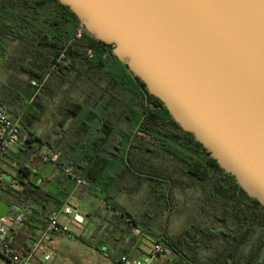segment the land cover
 <instances>
[{"label": "trees", "instance_id": "obj_1", "mask_svg": "<svg viewBox=\"0 0 264 264\" xmlns=\"http://www.w3.org/2000/svg\"><path fill=\"white\" fill-rule=\"evenodd\" d=\"M79 26L77 16L57 0H0V56L20 57L16 79L31 95L28 106L16 109L15 118L10 116L14 120L20 119L21 134L26 137V141L17 148L34 157L44 144L51 147L49 141L37 136L35 126L47 110L48 102H54L55 88L64 84L70 85V91L65 93L66 102L61 108L69 107L72 115L79 117L88 114L95 123L99 122L95 119H101L93 128L88 143L75 142L54 132L62 149H51L61 154L56 171L64 180L52 181L53 189L44 192L32 182L26 164L22 163L19 174L13 177L14 182L0 178V198L6 197L19 208L37 211L33 204H37L44 194L48 198L46 201L51 203L50 210L45 211L47 222L49 215L58 211L74 192L75 179H82L85 183L76 189V198L82 200L87 189L101 205L113 211L112 224L127 233L132 242L137 240L131 235L132 227L151 238L150 228H141L137 218L110 202L111 192L119 184L114 177L110 176L111 179L104 182L106 171L118 172V164L125 168L120 173L121 177L137 174L130 164L131 158L141 156L144 159L150 155L166 160L174 169L168 170L169 175L165 179L145 177L154 182L163 180L167 184L166 189L162 188L167 210L172 211L176 186L201 190V205L190 229L172 237L168 232L169 221H166L160 226L158 239L154 240L174 253L175 264H264V206L249 197L235 177L226 173L191 133L182 130L160 99L150 96L149 103L146 101L139 85L144 83L139 78L131 77L130 86L106 72L104 61H96L97 51L109 50L114 56L112 46L97 41L88 33L73 40ZM89 50L93 52L92 57ZM62 54L65 57L59 62ZM76 83H83L92 93L86 90L78 94ZM50 88L54 89L52 96L48 92ZM4 89V86L0 88V108L8 114V106L12 105L16 95L5 93ZM75 92L77 95L73 96ZM42 95H49L46 104L41 102ZM61 124L65 126V122ZM120 125L125 126L122 135L117 137ZM80 133L86 135L87 129L81 128ZM66 147L75 150L71 157L65 155L63 149ZM175 151L182 157H175ZM176 158L183 164L173 161ZM69 181L74 183L65 187ZM206 205L212 208L208 212ZM202 213H206L204 220L200 217ZM26 219L24 216L19 229L27 223ZM219 222L224 223L223 228L218 226ZM19 229H11L9 241L18 255L25 256L30 252L35 237L33 239L30 230H23V236L16 237ZM259 230L257 242L244 253V246ZM189 239L195 242L192 245L194 253L188 252L184 246ZM198 247H203L205 254L196 252Z\"/></svg>", "mask_w": 264, "mask_h": 264}, {"label": "water", "instance_id": "obj_2", "mask_svg": "<svg viewBox=\"0 0 264 264\" xmlns=\"http://www.w3.org/2000/svg\"><path fill=\"white\" fill-rule=\"evenodd\" d=\"M57 1L264 206V0Z\"/></svg>", "mask_w": 264, "mask_h": 264}, {"label": "rangeland", "instance_id": "obj_3", "mask_svg": "<svg viewBox=\"0 0 264 264\" xmlns=\"http://www.w3.org/2000/svg\"><path fill=\"white\" fill-rule=\"evenodd\" d=\"M97 54L96 61H104V69L106 72L114 76L117 80L124 82L127 85H132V76L128 72V69L117 58L112 56L109 50H98ZM5 56L7 57L5 58L0 56V88H3L4 86L5 93H13L16 95V99L11 106H8L7 111L9 116L14 117V112L16 109H21L28 106L31 95L29 94V91H27V88H25L23 84L21 85L16 79L19 65L18 58L20 59V57H14V55L11 57H9V55ZM75 88H77L76 91L78 94H82L86 90L88 93H92L90 91L91 89L89 87L86 88V85L84 86L83 83H76ZM55 91L56 93L53 99L54 102H48V108L43 115L44 120L41 126V131L44 132L47 130L50 132L51 127L54 125V121L57 119L58 126L55 129L56 133L63 134L64 137H67L69 140H74L75 142L78 141L79 143H88L89 138L92 135L93 128L97 127V124L101 121V119H95V121H99L98 123H95L93 120H90V116L88 114L79 117L72 115L70 112L72 109H69V107L65 108V110L61 108L66 102L65 93L70 91V85L68 83L62 85L61 87L55 88ZM48 92H50L49 95L52 96L54 89L50 88ZM49 95H42L43 97L41 98V102L46 104ZM72 95L75 96L77 94L75 92ZM55 114H57L56 118L54 116ZM63 122H65L64 127L61 124ZM84 124L86 125L84 126ZM124 126L120 125V127L117 128V137L122 135V128H124ZM83 127L87 129V133L86 135L82 136L80 129L82 128L83 130ZM136 144L137 141L135 140V145ZM13 149L17 150V147H13ZM112 151L116 152V150L113 148ZM174 155L175 157L176 155L179 158L182 157L181 153L177 151H175ZM145 157L146 158L144 159L141 156L140 158L134 157L130 160L131 166L136 170L137 174L143 175V178L139 177L137 174H131L129 177H121L120 173L125 168H123V165L118 164L116 165V168L119 173L116 171L113 173L111 169H108L104 174V182H108V180L111 179L110 176L114 177V181L117 184L119 183V186H121L123 188L122 190H124L120 195L122 203H124V205L134 213L135 218L138 219L139 226L141 228L148 227V229L150 228L151 232H153L151 233L149 231L151 238H148L147 240L144 239L141 243V247L147 255L153 248L154 240L158 239V236L160 235V226L162 223L166 224V221H169L168 232L172 237H178L185 230L190 229L193 219L195 218L196 211L201 205L200 201L202 199H200L201 190H198L194 187L181 188L179 185L173 190L171 205L172 211L167 210V205L163 203L164 198L162 193V188L166 189V187H168L167 184L163 180L160 182H154L153 180H146L145 177L152 176L165 179L166 176L169 175L168 170H174L173 166L161 158H154L150 155ZM173 161L183 164L182 161H178V158ZM51 169V164H41L40 170L42 173L48 172ZM157 198H159L158 202ZM82 203L78 204L75 197H71V204L74 208L73 214L70 220L67 218H62V221L64 223L67 222L65 226L68 227V230H71L72 233H74L78 238L82 237L84 240H70L68 237L66 238L64 236H59L58 242L51 245L48 250V253L52 256V262L54 264H57L60 259L61 261L64 259L62 264H104L102 259L103 257H100L99 253L95 252V250L92 249L88 244L91 241L90 239L93 237L92 232L95 230L96 225L100 223V217L96 218L93 224H90L85 216H81L79 213V208L76 209L79 205L82 206ZM85 205L84 208L87 209V207L90 206V203L88 202ZM211 209V206L206 205V212ZM200 217H202V220H204L206 213H202ZM219 223L220 224H218V226L223 228L224 223ZM198 225L202 227L201 224ZM64 232H67V230ZM260 232V230L257 231L255 235H253V239L251 238L249 244L244 246V253H247L252 248V245L257 242L256 239ZM200 236L203 237L202 232ZM100 240L101 239L98 238L93 240L94 242L91 243L95 247L100 246ZM194 243L195 242H191V239L187 240L184 246L187 248L188 252L190 250L194 253V250H192V245ZM197 251L202 255L205 254L203 247L196 248V252ZM0 264H11V262L0 254Z\"/></svg>", "mask_w": 264, "mask_h": 264}, {"label": "crops", "instance_id": "obj_4", "mask_svg": "<svg viewBox=\"0 0 264 264\" xmlns=\"http://www.w3.org/2000/svg\"><path fill=\"white\" fill-rule=\"evenodd\" d=\"M43 117L44 116L42 115L41 119L38 121V123L35 126V132L37 136L40 137L41 139L49 141L51 143V147L62 149V144L61 145L58 144L59 138L54 135V131L58 126L57 119L56 121H54L53 123L54 125L53 127H51L50 132H48L47 130L43 132L41 131V126L44 120ZM51 147H49L47 144H44L43 147L38 149L34 157L29 156L28 152L22 151L19 148H17V150L10 148L6 152V155L3 157V161L0 164V178H4L7 181L14 182L13 177L19 174L18 169L22 167V163H25L27 166L26 171L30 173V180L32 182H34L37 186H39L44 192L49 191V189H53L54 184H52V181L57 182L59 178H61V181H63L64 178L59 176L58 172L52 169L48 172H43V173L40 170L41 164L46 163L42 160L40 153L52 152ZM63 150L67 157H71L75 153V150L70 147H66ZM127 176L129 177L131 175L128 174ZM25 181H27V179H25ZM73 183H74L73 181H69L66 182L64 186L65 187L71 186ZM122 189L123 188L119 186V184L116 185L113 191L111 192L112 199L109 200L111 203L118 204L119 207H123L127 212H129L132 216L135 217L134 213L127 206H125L120 199V195L124 191ZM41 196L43 198L38 199L37 204H33L34 208L37 211H33L30 208L22 209L18 207V209H12L8 214L7 217L9 218H14L18 214H23L27 218L26 219L27 223H25L21 229L16 231L17 234L19 235V236L16 235V237L23 236V234H21L23 230H24L23 232H25L26 230H30L32 232L34 239V237H36L38 233L43 229L46 222L45 211L50 210L51 203L46 201L48 198L44 194H41ZM2 199L10 203L9 199H7L6 197H3ZM75 199L77 200L78 204L83 202L82 203L83 205L82 206L79 205L76 209L79 208V213L81 214V216L82 215L83 217L85 216L90 224H93L94 220L100 217V223L96 225L95 230L92 232L93 237L90 239L91 241L88 244L89 246H91L92 249L95 250V252L99 253L100 257H103L102 259L104 264H110L112 262H115L119 260L123 255L128 253L135 254L138 257H144L146 255V253L141 247V243L143 240L132 242L127 233L122 232L120 228L115 227L114 224H112V220L114 219L113 211L106 209L104 204L101 205L99 200L94 195L88 193L87 189L85 190L84 197L82 200L76 197ZM67 200H69V203L71 204V197H68ZM88 202L90 203V206H88L87 209H85L84 205ZM62 218L60 220V224L67 229L59 232H54L51 235L50 240L47 242V249L44 252V254H39L32 264H54L52 262L53 260L52 256L48 253V250L51 247V245L58 242L59 236L61 237L64 236L66 238L68 237V239L70 240H77V239L84 240L82 237L78 238L74 233H72L71 230H68V227L65 226L67 222L64 223L62 221ZM66 230L67 232H64ZM98 238L101 239L100 240L101 245L95 247L91 242H94L93 240H96ZM29 242L30 241H28V244ZM45 255H48L50 257L48 261L44 260ZM62 260L63 261H61L60 259V261H58L57 264H62L64 262V259ZM155 264H175V263L173 261L172 262L168 261L164 256H160L156 260Z\"/></svg>", "mask_w": 264, "mask_h": 264}, {"label": "built area", "instance_id": "obj_5", "mask_svg": "<svg viewBox=\"0 0 264 264\" xmlns=\"http://www.w3.org/2000/svg\"><path fill=\"white\" fill-rule=\"evenodd\" d=\"M85 28L80 25L76 30L73 40L81 39L85 35ZM89 54L92 57L93 52L89 50ZM64 54L59 57V62L64 59ZM36 83H34L35 85ZM26 141V137L22 136L20 130V119H12L5 111L0 108V164L2 159L9 148L17 147ZM42 160L51 164L52 169L56 171L58 169V163L60 161L61 154L59 152L44 153L41 152ZM67 173H69L67 171ZM76 180V188L70 197H76V189L81 187L85 182L82 179ZM73 207L67 200L63 206L49 215L45 227L35 237L33 246L25 256L18 255L11 247L9 237L11 229H19L22 226L24 215L18 214L14 218L5 217L0 219V254L9 260L11 264H32L39 254H44L47 249V242L50 240L51 235L54 232L65 230L66 228L60 224L62 217L71 219L73 214ZM131 235L136 237V241L148 239L142 234L140 229L136 227L131 228ZM164 256L168 261H174V253L160 244L153 242V248L144 257H138L135 254L128 253L123 255L119 260L110 264H155L158 257ZM50 257L44 256V260L48 261Z\"/></svg>", "mask_w": 264, "mask_h": 264}, {"label": "flooded vegetation", "instance_id": "obj_6", "mask_svg": "<svg viewBox=\"0 0 264 264\" xmlns=\"http://www.w3.org/2000/svg\"><path fill=\"white\" fill-rule=\"evenodd\" d=\"M134 79H136V78H134ZM140 85V89H141V91H142V93L145 95V97H146V101L149 103V98H150V96H152V95H150L149 93H148V90H147V88H146V86H145V84L144 85H142V84H139Z\"/></svg>", "mask_w": 264, "mask_h": 264}]
</instances>
